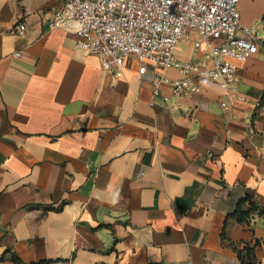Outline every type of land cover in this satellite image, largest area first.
Returning a JSON list of instances; mask_svg holds the SVG:
<instances>
[{"label": "crops", "instance_id": "crops-1", "mask_svg": "<svg viewBox=\"0 0 264 264\" xmlns=\"http://www.w3.org/2000/svg\"><path fill=\"white\" fill-rule=\"evenodd\" d=\"M61 1L0 0V264H237L253 238L264 264V218L230 216L245 195L264 207V0L238 1L259 47L232 86L194 74L184 97L153 92L176 67L102 69L73 22L50 27ZM203 53L175 57L205 70Z\"/></svg>", "mask_w": 264, "mask_h": 264}, {"label": "built area", "instance_id": "built-area-1", "mask_svg": "<svg viewBox=\"0 0 264 264\" xmlns=\"http://www.w3.org/2000/svg\"><path fill=\"white\" fill-rule=\"evenodd\" d=\"M238 1L62 0L49 25L59 28L73 22L77 46L98 56L102 69L115 78L122 75L128 58L140 63L139 73L149 66L160 70L176 67L180 76H156L153 92L157 94L160 85L169 82L173 95L184 97L198 90L194 74L230 88L235 81V63L258 50L255 29L240 22ZM11 31L23 36L26 26L17 22ZM184 40L204 51L209 68L202 70L195 61L176 60L177 44ZM221 105L226 107L224 102Z\"/></svg>", "mask_w": 264, "mask_h": 264}, {"label": "trees", "instance_id": "trees-1", "mask_svg": "<svg viewBox=\"0 0 264 264\" xmlns=\"http://www.w3.org/2000/svg\"><path fill=\"white\" fill-rule=\"evenodd\" d=\"M230 216L235 217L238 222L251 225L254 217L264 218V207L255 201L250 195L240 198ZM260 240L253 238L249 241H240L234 245L233 249L237 254V264H258L257 251L260 248ZM9 258L15 264H22L20 259L13 253H9ZM42 264V263H34Z\"/></svg>", "mask_w": 264, "mask_h": 264}]
</instances>
